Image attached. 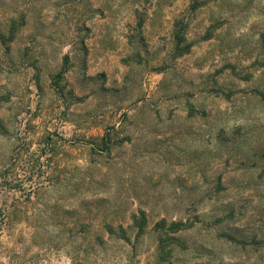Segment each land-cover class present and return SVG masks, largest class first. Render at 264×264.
<instances>
[{
    "label": "rangeland",
    "instance_id": "1",
    "mask_svg": "<svg viewBox=\"0 0 264 264\" xmlns=\"http://www.w3.org/2000/svg\"><path fill=\"white\" fill-rule=\"evenodd\" d=\"M0 264H264V0H0Z\"/></svg>",
    "mask_w": 264,
    "mask_h": 264
},
{
    "label": "trees",
    "instance_id": "2",
    "mask_svg": "<svg viewBox=\"0 0 264 264\" xmlns=\"http://www.w3.org/2000/svg\"><path fill=\"white\" fill-rule=\"evenodd\" d=\"M12 38L14 37V32H12ZM178 39V49L179 56L188 53L191 49V45H187L184 48L181 47V44L184 42L183 36L177 34ZM230 97V94H227ZM107 136L103 137V142L107 143ZM132 228H136L138 230V236H142L145 234L146 229L149 224L148 213L145 209H138L136 211L131 212L130 217ZM195 226V222H190V220L184 221V219L180 220H172L169 221L167 218H163L158 221L155 225V231L158 235V258L161 261H170L175 250L187 249L188 242L183 239L180 235L181 233L187 232L191 228ZM120 228V232L122 233L120 238L130 241V237L127 235V228L123 223H119L118 226ZM107 231L111 234H114L116 231V226L112 224H106ZM232 239L233 237L230 236Z\"/></svg>",
    "mask_w": 264,
    "mask_h": 264
}]
</instances>
